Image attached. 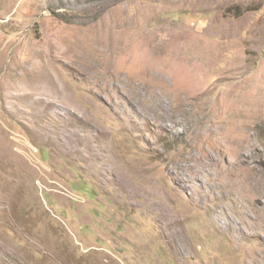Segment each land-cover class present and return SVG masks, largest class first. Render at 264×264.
I'll return each mask as SVG.
<instances>
[{
	"label": "rangeland",
	"instance_id": "1",
	"mask_svg": "<svg viewBox=\"0 0 264 264\" xmlns=\"http://www.w3.org/2000/svg\"><path fill=\"white\" fill-rule=\"evenodd\" d=\"M0 264H264V0H0Z\"/></svg>",
	"mask_w": 264,
	"mask_h": 264
},
{
	"label": "bare ground",
	"instance_id": "2",
	"mask_svg": "<svg viewBox=\"0 0 264 264\" xmlns=\"http://www.w3.org/2000/svg\"><path fill=\"white\" fill-rule=\"evenodd\" d=\"M108 161H109V162H107V164H108V163L111 164L112 162H114V161H112V160L110 161V159H108Z\"/></svg>",
	"mask_w": 264,
	"mask_h": 264
}]
</instances>
